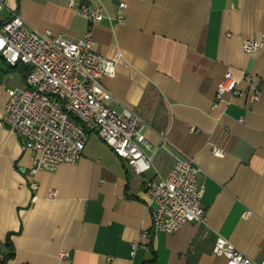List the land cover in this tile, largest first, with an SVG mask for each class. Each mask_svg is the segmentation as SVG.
I'll use <instances>...</instances> for the list:
<instances>
[{
  "label": "crops",
  "instance_id": "0c3cea01",
  "mask_svg": "<svg viewBox=\"0 0 264 264\" xmlns=\"http://www.w3.org/2000/svg\"><path fill=\"white\" fill-rule=\"evenodd\" d=\"M87 1L101 2L111 17L119 13L120 0ZM123 1L122 22L90 27L67 0H3L0 24L18 13L40 33L79 39L91 30L96 50L117 63L115 75L102 79L116 101L104 102L147 123L153 168L137 174L89 132L76 164L32 178V152L2 120L7 90L26 84L27 67L0 57L2 264H231L212 253L217 234L264 264V47L242 48L245 39L264 38V0ZM227 71L245 94L252 75L260 97L226 93L214 105ZM173 155L199 167L206 223L153 231L144 178L165 175Z\"/></svg>",
  "mask_w": 264,
  "mask_h": 264
},
{
  "label": "built area",
  "instance_id": "2783aa9c",
  "mask_svg": "<svg viewBox=\"0 0 264 264\" xmlns=\"http://www.w3.org/2000/svg\"><path fill=\"white\" fill-rule=\"evenodd\" d=\"M67 5L84 17L90 27L105 19L122 22V11L126 8L125 1L120 0L119 13L111 17L101 2L67 0ZM3 6L0 0V9ZM261 47H264V38L245 39L242 43L247 54ZM0 57L10 66L23 64L28 68L26 84L7 90L2 120L24 139L25 147L32 152L28 170L32 178L40 171L76 164L82 157L89 132L96 133L137 174L153 168V150L144 135L147 123L127 107L116 109L104 102L116 101L102 79L115 75L117 63L96 50L90 29L79 39L55 36L50 31L40 33L20 14L13 13L0 26ZM245 79L250 87L246 94L238 89L232 72H225L217 85L214 105L223 101L226 93L245 95L248 101L257 100L262 92L255 86L254 77L246 75ZM164 143L163 137L162 146ZM212 150L217 156L224 154L218 147ZM173 158V165L165 175L155 171L158 179L144 178L153 231L171 233L186 222L206 223L201 205L203 188L196 181L199 167L192 159L178 155ZM30 186L34 188L36 182L32 180ZM53 196V191H49L47 197ZM136 246L137 242H133L132 252ZM212 253L227 258L231 264H256L219 234ZM2 260L0 253V264Z\"/></svg>",
  "mask_w": 264,
  "mask_h": 264
},
{
  "label": "trees",
  "instance_id": "16d2710c",
  "mask_svg": "<svg viewBox=\"0 0 264 264\" xmlns=\"http://www.w3.org/2000/svg\"><path fill=\"white\" fill-rule=\"evenodd\" d=\"M2 24H3V23H1L0 26H1ZM27 72H28V68H27ZM27 72H26V75H27ZM9 255H13V252L11 251ZM7 258H8V256L3 257V259H7Z\"/></svg>",
  "mask_w": 264,
  "mask_h": 264
}]
</instances>
